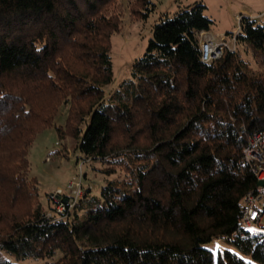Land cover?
Segmentation results:
<instances>
[{
    "label": "trees",
    "instance_id": "1",
    "mask_svg": "<svg viewBox=\"0 0 264 264\" xmlns=\"http://www.w3.org/2000/svg\"><path fill=\"white\" fill-rule=\"evenodd\" d=\"M206 9L161 15L131 79L107 95L111 37L126 11L148 20L151 0H0V264H264V234L242 221L257 190L242 151L264 130V21L240 17L236 39L262 70L231 51L206 64ZM50 128L123 177L99 196L83 188L72 209L51 195L48 215L28 154Z\"/></svg>",
    "mask_w": 264,
    "mask_h": 264
},
{
    "label": "rangeland",
    "instance_id": "2",
    "mask_svg": "<svg viewBox=\"0 0 264 264\" xmlns=\"http://www.w3.org/2000/svg\"><path fill=\"white\" fill-rule=\"evenodd\" d=\"M155 4V12L146 21H132L126 11L122 20V29L111 37L110 57L113 67V82L105 87L110 95L122 82L131 79V67L136 59L142 56L149 39L152 37V25L161 16H172L178 7L202 2L206 6L205 15L213 22L208 36L219 40L222 36L233 34L239 28L237 17L256 16L257 21L264 20V0H151ZM240 56L255 71L263 69V62L255 58L244 48H237ZM67 116V108L62 107L55 119L56 126H63ZM30 164L29 177L38 183L39 203L49 215L47 200L56 195L58 190L67 193V184L82 175L84 189L91 188L92 196H99L105 184L115 178L123 177L120 168L115 174L107 176L104 171L111 168L99 161H83L77 149V142L72 138L59 139L54 128L39 134L28 154ZM264 224V223H263ZM248 232L252 235L264 234L261 226L252 225ZM214 252L231 247L223 242L217 246L210 245ZM59 254L55 256L57 259ZM14 264H44L45 261L27 259L17 261L13 257L5 256Z\"/></svg>",
    "mask_w": 264,
    "mask_h": 264
},
{
    "label": "built area",
    "instance_id": "3",
    "mask_svg": "<svg viewBox=\"0 0 264 264\" xmlns=\"http://www.w3.org/2000/svg\"><path fill=\"white\" fill-rule=\"evenodd\" d=\"M240 19V18H238ZM239 29L233 34L222 36L216 40L207 33L200 34L201 61L211 64L219 59L225 51L238 52L237 48H242L237 43V35ZM243 160L252 168V172L256 176L257 183L262 182V186L258 187L255 192L249 193L243 201L242 221L245 228L252 225L261 226L264 229V130L249 136L247 144L243 151ZM66 205L72 209L83 196L82 175L71 180L67 186ZM61 190H58L56 196H62ZM64 205L57 206V212H64Z\"/></svg>",
    "mask_w": 264,
    "mask_h": 264
},
{
    "label": "water",
    "instance_id": "4",
    "mask_svg": "<svg viewBox=\"0 0 264 264\" xmlns=\"http://www.w3.org/2000/svg\"><path fill=\"white\" fill-rule=\"evenodd\" d=\"M262 185H263L262 182H258V183H257V186H258V187H261Z\"/></svg>",
    "mask_w": 264,
    "mask_h": 264
},
{
    "label": "crops",
    "instance_id": "5",
    "mask_svg": "<svg viewBox=\"0 0 264 264\" xmlns=\"http://www.w3.org/2000/svg\"><path fill=\"white\" fill-rule=\"evenodd\" d=\"M237 18H240V17H237ZM250 18L252 19H256V16H251ZM257 20V19H256ZM264 21V20H263ZM208 34V33H207Z\"/></svg>",
    "mask_w": 264,
    "mask_h": 264
}]
</instances>
